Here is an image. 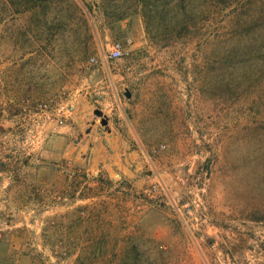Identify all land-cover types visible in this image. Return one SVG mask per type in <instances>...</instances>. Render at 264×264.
I'll use <instances>...</instances> for the list:
<instances>
[{
  "label": "rangeland",
  "instance_id": "1",
  "mask_svg": "<svg viewBox=\"0 0 264 264\" xmlns=\"http://www.w3.org/2000/svg\"><path fill=\"white\" fill-rule=\"evenodd\" d=\"M179 2L0 0V264H264V0Z\"/></svg>",
  "mask_w": 264,
  "mask_h": 264
},
{
  "label": "built area",
  "instance_id": "2",
  "mask_svg": "<svg viewBox=\"0 0 264 264\" xmlns=\"http://www.w3.org/2000/svg\"><path fill=\"white\" fill-rule=\"evenodd\" d=\"M125 54V48L124 46L117 42V43H114L111 47V51H110V58L113 59V60H118L120 58H122ZM93 61H95L93 59Z\"/></svg>",
  "mask_w": 264,
  "mask_h": 264
},
{
  "label": "trees",
  "instance_id": "3",
  "mask_svg": "<svg viewBox=\"0 0 264 264\" xmlns=\"http://www.w3.org/2000/svg\"><path fill=\"white\" fill-rule=\"evenodd\" d=\"M139 1H140L141 3H145V2H146V0H139ZM174 1L176 2L177 0H171V2H174ZM179 1H180V2H179L180 4L184 2V0H179ZM214 1L218 2V1H220V0H214ZM179 3H177V4H179Z\"/></svg>",
  "mask_w": 264,
  "mask_h": 264
},
{
  "label": "water",
  "instance_id": "4",
  "mask_svg": "<svg viewBox=\"0 0 264 264\" xmlns=\"http://www.w3.org/2000/svg\"><path fill=\"white\" fill-rule=\"evenodd\" d=\"M126 96H127L128 98H131V93L128 91L127 94H126ZM95 113H96L97 115H101V114H102V112L99 111V110L96 111Z\"/></svg>",
  "mask_w": 264,
  "mask_h": 264
}]
</instances>
